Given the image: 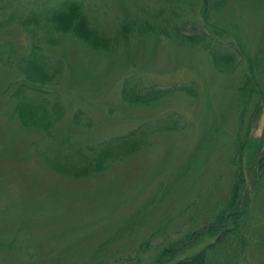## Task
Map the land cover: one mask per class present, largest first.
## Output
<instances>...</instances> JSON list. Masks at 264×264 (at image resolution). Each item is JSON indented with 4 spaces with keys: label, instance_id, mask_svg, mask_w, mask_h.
Returning a JSON list of instances; mask_svg holds the SVG:
<instances>
[{
    "label": "rangeland",
    "instance_id": "rangeland-1",
    "mask_svg": "<svg viewBox=\"0 0 264 264\" xmlns=\"http://www.w3.org/2000/svg\"><path fill=\"white\" fill-rule=\"evenodd\" d=\"M216 1L204 15L179 0H0V264H153L225 208L238 132L247 219L237 264H264V0ZM71 2L118 37L94 45L61 29L56 13ZM37 72L54 77L38 81L46 104L62 99L54 135L31 123L44 99ZM65 137L64 152L130 139L138 149L75 178L46 163Z\"/></svg>",
    "mask_w": 264,
    "mask_h": 264
},
{
    "label": "trees",
    "instance_id": "trees-1",
    "mask_svg": "<svg viewBox=\"0 0 264 264\" xmlns=\"http://www.w3.org/2000/svg\"><path fill=\"white\" fill-rule=\"evenodd\" d=\"M187 2V4H186ZM216 5L214 7L215 10L220 9L224 4L227 3V0H218L216 1ZM178 4L186 5L187 7H191L195 9V7H199L204 13L207 14L211 5V0H179ZM174 6H171L172 9ZM159 8H166L165 6H161ZM127 13V11H125ZM155 18L159 19L163 15V11L157 13L155 11ZM56 22L61 27V29L65 31H73L78 37L83 38L86 41L93 43L94 45H98L100 43L101 38L105 40L116 39V36H110L109 38L106 36H101L98 32L99 28H96L94 24L91 25L89 18L82 12L81 4L78 2H71L69 5L62 10L61 12L56 13ZM55 16V15H54ZM167 22H170L166 20ZM163 22V21H161ZM156 22L152 23L153 27ZM131 25V24H130ZM164 28L165 25L163 23ZM129 27V26H126ZM124 26V29L126 28ZM139 27V26H138ZM147 30L152 29L151 27L145 26ZM166 29V28H165ZM99 34H98V33ZM103 35V34H102ZM230 57H226L223 60L227 62ZM251 68H253L251 66ZM41 71V70H40ZM254 78L252 75H246L244 77V82L241 86H238L236 89L239 92L242 91L245 93L247 91V86L251 84V80ZM54 79L53 76L43 75L37 72L34 76V86L33 90L39 91L44 99L42 102L39 100H35V104L30 108V112L33 111L34 117L31 120V123L34 124V128L45 127L50 134L54 135L56 128V123H59L65 112H63L60 104L62 103L61 96L58 92H53L52 94V103L49 100L48 104L51 107H47L45 96L47 91L40 87V83L44 84L46 80ZM36 81V82H35ZM38 83V84H37ZM37 84V85H36ZM131 85H126V87H130ZM133 89L132 87H130ZM182 90L189 91V88L186 86L179 87ZM253 87L249 88L248 93L245 96L249 98V95L252 93ZM38 95V94H35ZM55 95V98H54ZM239 99V96H238ZM134 104L138 102V99H133ZM146 102V101H145ZM144 104V102H142ZM238 102L236 100L235 107H238ZM24 122L27 124L28 120L26 117V113H24ZM35 118V119H34ZM74 122H77V119L74 117ZM244 122L243 118H241L240 126ZM53 123V124H52ZM55 123V124H54ZM52 125V128L49 126ZM240 128V127H239ZM247 131L250 128V119L247 124ZM68 140L67 137L61 139H55L53 148L55 150L56 156L52 159L47 158V165L61 172L62 175L72 176V177H85L91 174H95L99 170L106 169L109 164L115 160V158L125 159V155L127 153L135 152L138 148L135 139H130L127 141H123L121 143L116 144V149L107 145L100 150H97L93 146H88L84 144V142H79L77 149L74 151H65L63 150L64 143ZM245 138L239 137V132L237 133V142L235 143L234 153L231 157V162L233 166L232 170V183L229 186L227 197H226V206L219 215L215 218V220L211 223L204 224L197 230H193L188 233L184 239L179 240L175 243H170L168 246L163 248L162 252L159 256H157L153 262V264H167L169 260L175 258L173 264H237L238 259L241 256L242 246L239 245V229L241 227H245L244 219L240 218L241 212L239 209L240 199L242 198L243 187L245 186V177H244V167L242 165V157L245 147ZM84 149V150H83ZM85 149L89 150L86 151ZM136 149V150H135ZM252 149V147H251ZM46 155V154H44ZM194 161V156L190 157L184 165V171L188 169L190 163ZM258 170L260 171V178L264 175V154L260 156L258 159ZM260 180V179H259ZM258 180V181H259ZM253 182V189L257 182ZM257 188V187H256ZM247 196V195H245ZM247 201L249 197H244ZM244 225V226H243ZM211 239L205 241L207 239ZM194 245V247L191 249ZM184 247L185 251L180 253L176 252L178 247ZM187 252V253H186ZM179 254H182L179 256ZM212 254L214 257L212 258ZM184 255V256H183ZM106 259L105 257H96L95 260ZM112 260V257H108V261Z\"/></svg>",
    "mask_w": 264,
    "mask_h": 264
}]
</instances>
